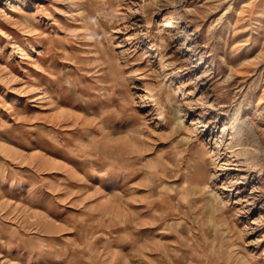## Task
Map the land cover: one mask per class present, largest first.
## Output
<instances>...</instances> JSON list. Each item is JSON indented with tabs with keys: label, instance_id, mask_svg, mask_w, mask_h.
Listing matches in <instances>:
<instances>
[{
	"label": "rangeland",
	"instance_id": "obj_1",
	"mask_svg": "<svg viewBox=\"0 0 264 264\" xmlns=\"http://www.w3.org/2000/svg\"><path fill=\"white\" fill-rule=\"evenodd\" d=\"M0 264H264V0H0Z\"/></svg>",
	"mask_w": 264,
	"mask_h": 264
}]
</instances>
